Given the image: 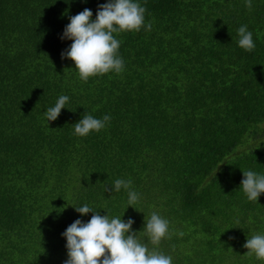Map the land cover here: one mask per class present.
Returning <instances> with one entry per match:
<instances>
[{
	"label": "trees",
	"instance_id": "1",
	"mask_svg": "<svg viewBox=\"0 0 264 264\" xmlns=\"http://www.w3.org/2000/svg\"><path fill=\"white\" fill-rule=\"evenodd\" d=\"M107 2L0 0V264H65L62 234L94 214L84 204L131 218L146 243L145 216L160 214L171 239L148 246L172 264H264L243 247L264 234V193L249 201L241 184L243 170L264 175V0H137L144 26L114 34L122 72L84 81L61 37ZM85 114L111 119L80 137ZM116 179L131 188L106 191Z\"/></svg>",
	"mask_w": 264,
	"mask_h": 264
},
{
	"label": "clouds",
	"instance_id": "2",
	"mask_svg": "<svg viewBox=\"0 0 264 264\" xmlns=\"http://www.w3.org/2000/svg\"><path fill=\"white\" fill-rule=\"evenodd\" d=\"M86 3L87 0H84ZM245 6L252 7V0H245ZM146 9L137 0H108L100 4L96 18L85 8L82 12L70 16L61 39L73 41L68 49L61 53L62 59L75 62L79 77L87 81L90 77L109 72L120 73L124 68L123 58L118 55L120 41L114 34L127 31H140L145 24ZM152 24H147L151 30ZM238 44L242 49L251 52L255 48L253 34L247 25L238 28ZM69 101L67 95H61L53 107L45 113L48 121H55ZM111 119L104 115L97 119L91 114L74 124V134L87 136L92 131L99 132ZM242 189L249 201H257L264 193V175L251 170H243ZM132 181L116 179L106 191L119 192L122 188H131ZM128 204L132 206L139 200L135 191H128ZM81 215L94 213L88 222L77 219L62 234L66 237L68 259L65 264H172V256L149 248V243L159 245L164 238L171 239L170 222L157 212L145 216L144 230L139 232L147 237L142 242L136 232L132 231L134 220L127 222L119 217L100 215L88 204L75 207ZM180 237L183 232L177 233ZM173 250L175 246L173 245ZM248 249L245 255H255L257 260L264 261V234H253L243 245Z\"/></svg>",
	"mask_w": 264,
	"mask_h": 264
}]
</instances>
